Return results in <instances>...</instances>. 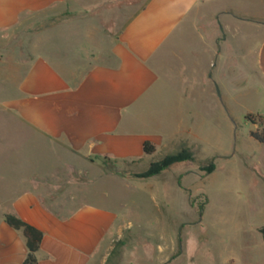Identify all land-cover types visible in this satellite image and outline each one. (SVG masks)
Wrapping results in <instances>:
<instances>
[{
	"label": "crops",
	"instance_id": "crops-1",
	"mask_svg": "<svg viewBox=\"0 0 264 264\" xmlns=\"http://www.w3.org/2000/svg\"><path fill=\"white\" fill-rule=\"evenodd\" d=\"M116 1L0 0V92H10L0 101L14 112L10 120L45 147L12 151L34 164L13 167L16 181L0 199V264H21L27 252L22 231L6 224L4 214L42 231L36 264L101 263L111 246L109 235L121 231L118 216L68 192L78 182L68 171L93 166L108 174L101 164L105 159L132 162L150 155L142 150L144 141L154 147L173 142L205 147L192 97H175L169 86L170 59L187 55L207 61L208 88L202 90L207 104L209 84H216L212 72L224 67L235 81L234 90L220 89L226 113L233 99L251 93L253 102L238 119L264 115V0L256 1L255 10L239 5L244 0H145L134 9H116ZM116 12L122 13L116 17ZM56 15L63 18L35 37L41 46L26 56L19 76L20 29L49 23ZM230 25L252 30L231 50L225 47ZM167 101L176 109L169 130L154 110ZM229 120L233 125L232 113ZM243 126L241 132L228 127L235 149L261 151L264 144L249 135L254 126L247 121ZM37 155L53 164L36 165ZM256 232L264 243L262 232Z\"/></svg>",
	"mask_w": 264,
	"mask_h": 264
},
{
	"label": "rangeland",
	"instance_id": "rangeland-1",
	"mask_svg": "<svg viewBox=\"0 0 264 264\" xmlns=\"http://www.w3.org/2000/svg\"><path fill=\"white\" fill-rule=\"evenodd\" d=\"M144 1L117 0L115 7L134 9ZM256 1L244 0L239 5L255 10L258 8ZM121 13L116 12V17ZM61 18L56 15L49 23L41 21L36 27L20 29L19 76L24 71L26 56L34 46H41L34 44L35 37L42 34L44 26L55 25ZM244 32L252 33V30L230 25L226 49L237 47L238 37L245 39ZM250 42L246 43L248 49L243 50L247 56L245 65L251 58ZM229 62L228 57L226 63ZM206 63L205 59L192 60L187 55L167 62V80L174 96L192 97L197 129L206 136L204 148L187 147L192 154L191 161L174 163L150 177L141 176L168 153L179 150V144L173 142L167 146L157 145L152 154L132 162L100 160L108 174H101L103 169L98 171L93 166H83L82 173L68 171V175H75L78 181L68 192L82 203L113 209L118 216L121 231L109 235L111 246L103 261L97 264L104 263L117 239H121L123 245L116 264H264V259H260L264 256V243L256 232L264 229V195L261 193L264 191V147L259 152L250 147L237 150L235 137L228 129L230 125L237 131L245 130L246 120L237 116L253 102L252 96L249 93L233 99V107L226 113L220 89L234 90L235 81L221 67L212 72L216 84H209L211 98L207 104L202 91L208 88L210 75ZM245 68L244 72L248 67ZM0 94V99L4 100L10 92ZM232 95L235 97L234 93ZM154 110L164 128L169 130L174 126L173 111L176 109L169 107L168 101ZM13 117L14 112L0 101V168L4 169V177L0 178V199L10 195L11 185L16 181L13 167L34 164L30 157L12 156V151L45 148L38 140L31 139L25 127L10 120ZM36 160V165L45 168L53 164L42 161L40 155ZM210 164L213 170L208 173L206 169ZM115 260L114 255L109 264H114Z\"/></svg>",
	"mask_w": 264,
	"mask_h": 264
},
{
	"label": "trees",
	"instance_id": "trees-1",
	"mask_svg": "<svg viewBox=\"0 0 264 264\" xmlns=\"http://www.w3.org/2000/svg\"><path fill=\"white\" fill-rule=\"evenodd\" d=\"M244 119L254 126L249 131L250 137L256 142L260 144H264V115L247 113L244 115ZM178 147H179L178 151L173 153H168L160 161L152 164L151 167L146 171V173H144L141 176L150 177L158 174L160 170L174 163L182 162L184 160L191 161L193 159L192 154L188 151V148L185 143H180ZM142 150L145 154H152L155 150V147L153 143L149 141H144L142 144ZM212 170H213V165L210 164V166L206 169V171L209 173ZM3 220L13 229L21 230L25 238V246L27 252L21 264H36L35 253L38 250L40 242L42 240V236H43L42 231L12 214H4ZM261 232L264 236V229H262ZM122 245H123V241L121 239H117L114 242L103 264H109L112 256L114 255L116 258L114 264H116L120 256V249Z\"/></svg>",
	"mask_w": 264,
	"mask_h": 264
}]
</instances>
